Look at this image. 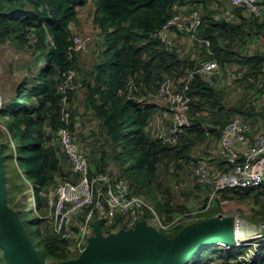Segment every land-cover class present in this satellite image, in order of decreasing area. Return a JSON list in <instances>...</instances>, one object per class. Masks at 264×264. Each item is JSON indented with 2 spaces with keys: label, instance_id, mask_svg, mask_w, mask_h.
I'll return each instance as SVG.
<instances>
[{
  "label": "trees",
  "instance_id": "obj_1",
  "mask_svg": "<svg viewBox=\"0 0 264 264\" xmlns=\"http://www.w3.org/2000/svg\"><path fill=\"white\" fill-rule=\"evenodd\" d=\"M214 2L0 0V41L11 43L18 50L29 54L24 66L27 74L20 75L18 79L13 78L12 93L0 110V149L5 178L10 173L9 181L14 182L15 177L18 181L28 179L33 187L34 205L42 208L48 204L49 186L58 175L63 178L67 176L61 155L66 159L68 155L62 149L58 135L60 127L65 124L62 116L63 94L59 87L65 80L64 74L78 66L79 52L72 49L71 25L77 21L79 8L92 3L95 6L93 20L104 36L106 46L103 57L90 71L92 79L83 82L87 88L86 100L94 110L95 117L100 120L101 135L105 139L101 143L103 152L100 156L93 154V160L107 168L111 157L120 168L121 177L131 183V191L153 199L159 212L169 214L182 210L183 206L174 205L170 198L158 199L154 188L169 192L168 186L165 188L159 178L171 164L182 168L183 159L187 163L194 162L191 148L194 141L200 139L198 137L209 138L211 133L221 135L222 127L235 119L232 116L236 112L253 116L256 106L255 99L248 104L235 106L230 114L231 119L227 114L221 115L224 108H218L217 105L224 97L216 84L218 79L198 73L199 67L206 60H217L224 69L237 56L244 68L237 69L238 74L242 75L240 80L256 78L259 81L264 70L263 51L242 54L232 48L233 41L240 40L251 28H263L264 21L237 10L234 21L219 22L212 16ZM185 4V14L201 7L203 20L198 35L209 43L202 42L207 57L200 64L194 55H182L178 48L166 46L157 35L174 14L182 12L181 8ZM191 71L195 72L188 89L191 96V125L179 133L175 142H169L149 130L156 105L140 98H144L142 96L147 95L149 90H157L167 77L180 79L183 85ZM137 87L140 90L137 91ZM73 92L70 91V98ZM135 93L140 96L139 99L137 96L135 98ZM214 108L220 113L218 119L209 111L204 112V109ZM203 118H210L211 122L205 123ZM215 123L222 126L219 128ZM75 137L78 142L77 132ZM93 140H96L95 145L96 142L100 143L96 136H93ZM222 159V163L227 164L226 168L233 167V163L224 157ZM71 173L76 178L72 169ZM243 190L247 192L243 193ZM263 191L264 182L257 187H228L220 192L222 198H232L234 193L240 197L251 196L260 203ZM250 192H255V195ZM8 203L23 221L29 239L45 262L69 258V241L56 233L49 239L42 230V225L49 217L36 215L33 209L26 210L25 203L19 202L17 206L11 200ZM121 218L120 215L116 216L118 223ZM105 224L103 220V227ZM180 230L178 228L168 236L174 237ZM263 240L264 237H261L260 242ZM221 246L214 244L204 248L192 264H201L203 259L217 260L216 264H240L238 254ZM220 260L222 262L219 263ZM0 264H8L1 245ZM247 264H264V245L257 248L254 259Z\"/></svg>",
  "mask_w": 264,
  "mask_h": 264
},
{
  "label": "rangeland",
  "instance_id": "obj_2",
  "mask_svg": "<svg viewBox=\"0 0 264 264\" xmlns=\"http://www.w3.org/2000/svg\"><path fill=\"white\" fill-rule=\"evenodd\" d=\"M225 1L226 0H215V2L219 3H224ZM262 2V5L264 7V0H262ZM94 10L95 9L93 5L80 7L78 10L77 21L73 22L71 25L75 37H83L88 41V43L85 47L86 49L84 48L85 50L79 52L78 54V66L73 68L77 71L74 73L73 77V82L76 83L75 88L77 89L74 90L71 98L69 97L68 106L70 107V110L73 114H79L83 119L84 127L76 129L77 140L83 152L89 158L91 173L94 174L95 172L99 173V171H101L100 173H108L115 180H119V177L121 178V174L119 173L121 172V170L117 167L118 165L113 159H111V157L109 158V166L107 165V168L103 167L98 162L95 163L93 160L94 156H100L103 152L101 143L105 142V139L101 135L100 120L95 117L94 110L89 106L86 100L87 88L83 84V82L92 79V73L90 71L93 68L94 64H96V62L101 59L102 53L106 49V46L104 44V36L93 20ZM181 10L182 12L179 13H186L187 5L185 4L181 8ZM203 14H206L205 10ZM263 21L264 18L262 19V22ZM166 39H170L172 42H174L171 43V45L175 46L176 44L175 48H178V51L182 55H194L199 64L201 60L207 57L206 47L204 46V44H202V42L198 40H193L188 34L170 29L167 31ZM232 44L234 45L232 47L233 51H237L242 54H249L258 51L264 52V27L261 29H249L248 32L244 34V36L240 37V40L238 39L237 41H233ZM235 57L236 58H233L232 62L223 69V75L219 78L218 81H216V84L221 89L224 97L222 98L220 104L217 105V107L224 108L221 115L226 116L227 114L230 119V114H232V112L234 111L233 108H235V106L248 104L250 101L253 102L258 94L256 86L258 79L248 78L245 80H240V76L242 75L238 74L237 69L240 70L244 68H242V65L238 62L239 57ZM28 60L29 54L27 52L25 53L18 50L11 43H2L0 41V94L6 96V98H3V102L12 93L11 87L14 83L13 78L18 79L20 75L27 74L24 66L26 65ZM233 63L234 65L231 66V64ZM165 81H170V84L172 83L175 89H179L182 86V81L180 82V79L173 80L167 77L161 83ZM136 89L137 91L138 89L140 90V88L138 87ZM155 90H149L147 95L142 96L144 98H140L147 103L156 105V110L149 123V130H151V132H155L158 127L161 129H168V127L172 124V104L169 101L163 100L156 96L157 90ZM134 96L136 98L137 93H135ZM208 111L212 116H217L216 118L218 119L220 113L217 112L216 108H214V110L204 109V112L208 113ZM201 112L202 111H200V113ZM233 117L240 118L249 122L252 126V131L254 134L264 131V110L257 101L255 106V114L253 116H248L245 113L236 112L235 115L232 116V118ZM203 119L205 123L211 122L210 118ZM1 123L2 121L0 119V124ZM215 124L218 125V123ZM218 126L220 128L222 125ZM93 136H96L100 140V143L96 142L95 145L96 140H93ZM208 136L209 138L203 139H201L202 137H198L200 139H196L192 144L191 155L194 158V162L187 163L186 160L183 159L182 161L184 163V166L182 168H177V165L175 163L171 164L167 172H164L162 174V177L159 178L165 188L166 186H168L169 192L161 191L155 188L153 189L158 199L163 200L170 198L174 205L183 206L182 210L178 209L177 211L169 214L159 212L153 199H150L143 194H135L142 196L143 198H145V200L156 207L161 222L164 225H168V228H166V230L161 228V230L167 235H171L178 228L182 229L183 227L194 222L202 221L204 219H211V217L213 218L218 215H225L233 217L236 220V224L238 227L237 229L245 234H248V236L238 238V244L235 246L239 245L241 247H229L224 246V244H221V247L226 248L227 251H233L236 254L245 253L249 249L254 250L255 246H258V242H260L261 239L259 232L261 234V232L263 231L262 226L264 224V191L263 194H261L262 201L260 203L256 202L255 199L251 196L240 197L239 195L234 193L231 195L232 198H222L220 191L223 189H217V179L223 171H226L229 168H226V163H222L223 159L219 153L220 135L217 136L211 133ZM10 141L11 143H13L11 139ZM93 154L95 155L93 156ZM61 156V160L63 162L64 170L67 173V176L66 178H63L58 175L55 179V182L49 186L48 204H46L42 208H36L34 205L35 203L33 200V187L29 184L28 179L18 181L15 177L14 182H12L8 179L10 173L7 174L5 178L7 189V203L10 200L13 201L16 206L19 204V202L25 203L27 205L25 209L35 210L34 213L36 215L39 214L47 216L51 213L50 217L46 219V222L42 225V230L44 231L45 236L49 239L55 235V202L57 200L56 193L59 185L65 181H75V176L71 173V166L68 162V159L64 158L63 155ZM203 163H205V167L202 166L201 168H199ZM203 172H205L209 177H204V175L202 174ZM125 180L127 181V179ZM128 184L132 190L131 183L128 182ZM17 192L18 195L16 196ZM242 192L246 193L247 191L243 190ZM250 194L255 195V192H250ZM9 206L14 210L11 205ZM86 211L87 210L79 212L72 223V227L76 233L78 232V224L84 221V218L87 214ZM151 214L153 215V213ZM32 215L33 214H31V216ZM152 215H148L147 213L144 215L147 216V218H144L143 216V218L137 219L136 216H133L131 214H121L120 217L122 218L120 223H118L115 217L113 219H110L109 221H106L105 227H103L102 225V219L98 216H95L90 221L91 229L87 232L85 239L83 240V244L90 245L91 241L98 232L102 233V236L105 239L119 236L124 231L137 228L139 224L145 222L142 221V219H147L146 223L151 226H158V221ZM25 216L28 217V215L26 214ZM117 216H119V214ZM134 218L135 226L129 227V222ZM77 243V238L68 242L67 248L70 255L66 260L75 258L80 254V247ZM63 261L61 260L57 262H48L61 263ZM220 262L222 261L220 260L219 263ZM216 263H218L217 260L211 261L209 259H203L201 261V264Z\"/></svg>",
  "mask_w": 264,
  "mask_h": 264
},
{
  "label": "built area",
  "instance_id": "obj_3",
  "mask_svg": "<svg viewBox=\"0 0 264 264\" xmlns=\"http://www.w3.org/2000/svg\"><path fill=\"white\" fill-rule=\"evenodd\" d=\"M214 7L216 10L213 18L217 21H234L237 18V10L253 18H262L264 16L261 0H230V5L228 6L215 4ZM201 24L202 16L199 10H193L186 16L175 14L157 35L167 46L173 47L171 43L174 42L166 39L168 30L177 28L195 35ZM87 43L88 41L85 38L75 37L74 48L82 50ZM198 73L213 79L222 75V69L217 60H209L201 64ZM194 75V71L189 73L181 89H175L172 83L170 84V81H165L160 84L156 92V96L172 104V124L168 129L158 127L156 130L157 135L166 141L175 142L179 133L185 127L191 125L189 117L191 96L188 93V89ZM73 77L74 72H70L65 83L60 87V90L65 93L62 110L65 124L59 129L58 135L62 149L67 153L72 171L77 178L75 181H65L59 185L55 202V233L67 241L77 238L80 253L89 246L83 244V240L91 229L90 221L95 216L109 221L118 214H131L140 219L149 210L158 221V226L156 227L166 230L168 225H164L161 222L156 208L142 196L133 193L124 178L119 177V180H115L108 173L91 174L89 159L76 141L75 130L72 127L74 122L75 126L81 128L83 126L82 120L79 115L72 118L68 107L66 92L75 87ZM257 88L256 101L264 108V70L258 81ZM2 105L3 95L0 94V107ZM252 134L251 124L240 118L232 119L222 127L219 139V153L220 156L233 163V167L220 174L217 179V189L257 187L264 182V131L255 134L254 137ZM202 166L205 167V163L199 168ZM202 174L204 177H209L205 172ZM84 210H87V214L84 221L78 224V232L76 233L72 223L76 215ZM144 218H147V216H144ZM142 221H147V219H142ZM130 226H135V218L129 222ZM262 227L264 229V224ZM258 243L254 250L249 249L239 255L238 262L240 264H247L254 259L257 248L264 245V242Z\"/></svg>",
  "mask_w": 264,
  "mask_h": 264
},
{
  "label": "water",
  "instance_id": "obj_4",
  "mask_svg": "<svg viewBox=\"0 0 264 264\" xmlns=\"http://www.w3.org/2000/svg\"><path fill=\"white\" fill-rule=\"evenodd\" d=\"M233 229L236 230L235 219L225 215L189 224L174 237L142 222L137 228L110 239L98 232L75 258L61 263L45 262L29 239L23 221L7 203L0 149V245L8 264H186L208 246H235Z\"/></svg>",
  "mask_w": 264,
  "mask_h": 264
},
{
  "label": "clouds",
  "instance_id": "obj_5",
  "mask_svg": "<svg viewBox=\"0 0 264 264\" xmlns=\"http://www.w3.org/2000/svg\"><path fill=\"white\" fill-rule=\"evenodd\" d=\"M215 4H219L220 6H228V5H230V0H226L224 3H219V2H214V4H213V8H215L214 7V5ZM261 4H263L262 2H261ZM263 6V5H262ZM263 9H264V7H263ZM197 10H199V12H200V14H201V16H202V12H201V7L200 8H197ZM216 10V9H215ZM215 12V11H214ZM214 12H213V14H214ZM176 14H182V13H176ZM187 14H189V13H187ZM187 14H182L183 16H186ZM175 15V14H174ZM213 16V15H212ZM247 16V15H246ZM264 18V16L261 18V19H263ZM202 20H203V17H202ZM220 22V21H219ZM227 22V21H226ZM201 26V25H200ZM174 30H176V31H178V32H182V33H185V34H188L193 40H199L200 42H206V43H209V42H207L208 40H205V39H203V38H201V37H199V35H198V30H199V28H198V30H197V32L195 33V35H193L192 33H190V32H186V31H181V30H178L177 28H173ZM162 41V40H161ZM74 42H75V34H73V46H72V49L73 50H75V51H77V52H81V51H84L85 49H82V50H76L75 48H74ZM163 42V41H162ZM164 43V42H163ZM165 44V43H164ZM166 45V44H165ZM167 46V45H166ZM174 48L176 47V44H175V46H173ZM206 61H209V60H206ZM222 69V74H223V68H221ZM70 72H77L76 70H74L73 68L72 69H70L67 73H65L64 74V77H65V80H66V78L68 77V74L70 73ZM222 76V75H221ZM221 76H219L217 79L219 80V78L221 77ZM65 80H64V82L60 85V87L65 83ZM74 84H76L75 82H73ZM184 85V84H183ZM183 85L179 88V89H181L182 87H183ZM60 87H59V90H60ZM75 87H76V85H75ZM73 88V89H70V90H68L67 92H66V94H67V96H68V100H69V97H70V95H69V93H70V91H74V90H76L77 88ZM61 91V90H60ZM62 92V91H61ZM62 94H63V97H64V95H65V93L64 92H62ZM3 95V94H2ZM3 98H6V96H4L3 95ZM137 98H139V97H137ZM5 101H6V99L4 100V102H3V105L0 107V110L3 108V106H4V103H5ZM69 103V102H68ZM69 107V106H68ZM70 108V107H69ZM63 110V109H62ZM71 111V110H70ZM190 112V111H189ZM71 115H72V118H74L76 115H79V114H73L72 112H71ZM63 116V115H62ZM80 116V115H79ZM80 118H81V116H80ZM81 120H82V123H83V126L81 127V128H83L84 127V122H83V119L81 118ZM72 124H74V122L72 123ZM75 125V124H74ZM72 127H73V125H72ZM61 128V127H60ZM77 128H79V127H77V126H74L73 127V129L75 130V132H76V129ZM156 132V131H155ZM257 134V133H256ZM253 135V134H252ZM220 139V138H219ZM88 157V156H87ZM89 159V158H88ZM4 162V161H3ZM90 162V161H89ZM72 169V168H71ZM92 174V173H91ZM92 175H95V174H92ZM76 178H77V176H76ZM75 178V179H76ZM29 184L32 186V184L29 182ZM130 187V186H129ZM252 187H254V186H252ZM131 190V189H130ZM133 192V191H132ZM133 193H135V192H133ZM150 203V202H149ZM151 204V203H150ZM155 207V206H154ZM156 208V207H155ZM147 213H148V215H152L151 213H150V211L149 210H147ZM50 215H51V213L49 214V215H47V217H50ZM103 221V220H102ZM146 222V221H145ZM235 226H236V232H237V224H236V220H235ZM156 227V226H155ZM157 228V227H156ZM157 229H159V228H157ZM161 232H163L161 229H159ZM165 230V229H164ZM263 232H264V229H263V231L261 232V234H260V232H259V235H260V237H264V234H263ZM163 233H165V232H163ZM166 234V233H165ZM258 235V236H259ZM235 237V236H234ZM247 238H249V237H247ZM246 238V239H247ZM235 239L236 240H238V238H236L235 237ZM262 242H264V240L262 241ZM237 244H238V241H237ZM236 244V245H237ZM223 245V244H222ZM254 245V244H253ZM224 246H226V245H224ZM209 247V246H208ZM232 247H236V246H232ZM204 250V249H203ZM82 252V251H81ZM80 252V253H81ZM247 252V251H246ZM201 252H199V253H197L193 258H191L186 264H192L193 263V260L196 258V257H198V255L200 254ZM79 254V253H78ZM242 254V253H241ZM239 255H240V253L238 254V257H239Z\"/></svg>",
  "mask_w": 264,
  "mask_h": 264
},
{
  "label": "bare ground",
  "instance_id": "obj_6",
  "mask_svg": "<svg viewBox=\"0 0 264 264\" xmlns=\"http://www.w3.org/2000/svg\"><path fill=\"white\" fill-rule=\"evenodd\" d=\"M251 233V232H250ZM249 233V234H250ZM252 234V233H251ZM232 235L235 236L236 238H241V237H244V236H248V234H245L243 233L242 231H235V229L232 230Z\"/></svg>",
  "mask_w": 264,
  "mask_h": 264
},
{
  "label": "crops",
  "instance_id": "obj_7",
  "mask_svg": "<svg viewBox=\"0 0 264 264\" xmlns=\"http://www.w3.org/2000/svg\"><path fill=\"white\" fill-rule=\"evenodd\" d=\"M89 5H90V6H91V5H93V7H94V9H95V6H94V4H92V3H89L87 6H89ZM232 65H234V63H233V64H231V66H232ZM254 135H255V134L253 133V135H252V136L254 137Z\"/></svg>",
  "mask_w": 264,
  "mask_h": 264
}]
</instances>
